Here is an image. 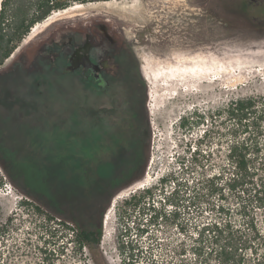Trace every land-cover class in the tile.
<instances>
[{
    "label": "rangeland",
    "instance_id": "1",
    "mask_svg": "<svg viewBox=\"0 0 264 264\" xmlns=\"http://www.w3.org/2000/svg\"><path fill=\"white\" fill-rule=\"evenodd\" d=\"M90 2L22 40L0 66V264H196L197 230L228 218L218 206L235 211L240 199L226 172L221 191L203 181L227 164L224 116L193 127L180 118L264 97V0ZM80 45H91L89 58L102 67L97 80L69 61ZM2 166L23 173L20 186ZM82 169L105 181L101 198L115 187L90 249L71 241L75 221L62 205L85 215ZM172 180L176 205H164L159 190L169 192ZM151 185L158 210L177 208V217L118 219L122 201Z\"/></svg>",
    "mask_w": 264,
    "mask_h": 264
},
{
    "label": "trees",
    "instance_id": "2",
    "mask_svg": "<svg viewBox=\"0 0 264 264\" xmlns=\"http://www.w3.org/2000/svg\"><path fill=\"white\" fill-rule=\"evenodd\" d=\"M90 1L99 0H1L0 66L19 46L36 23L44 20L53 11L64 9L72 3ZM195 114L196 120L187 115L182 116L180 125L186 127L191 124L192 126V122L204 123L209 121V117L212 119V117L224 116L229 136L226 150L227 164L222 171L212 174L213 176L203 181H209L210 192L221 191L222 187L218 186L217 183L226 172L227 176H225L224 182L228 192H234V195L237 196V202L238 199L240 200L235 211L230 208L224 210L223 206L219 205L218 208L221 211H227L225 214L228 218L203 224L197 230L190 248L194 263L264 264V175L260 178L259 176L256 177L264 165V97L248 96L233 99L228 101L224 107L216 109L215 112L208 111L207 115L205 112H195ZM207 131L208 129L205 128L201 136L205 137ZM65 150L67 151L64 147L61 150L64 160L67 155ZM2 167L4 173L10 178V184L16 187L20 186L23 173L22 175L16 174L14 177L8 167ZM17 169L20 172L18 167ZM121 171H123L122 168L114 170L106 180L112 181L116 174H120ZM81 172L86 179L85 190L89 191L85 215L77 217L75 212L69 209V206L63 203L62 205L75 221V226L69 227L67 232L70 234L71 241L76 242L79 249H90L99 245L102 236V215L110 202L111 197L108 194L115 187L107 188L104 197L101 198L105 181L100 183L99 180L94 181V176L100 178L101 175L90 173L87 169H82ZM87 181L89 184H95L93 185L95 188L90 189ZM3 183L2 178H0V187ZM171 183L169 192L164 193L161 189L159 192L162 195H158H160V203L174 206L176 205L174 198L178 194L179 185L174 180ZM156 189L157 186L155 185L136 189L118 207V219L123 221L133 211L148 214L151 221H157L159 218H176L178 215L177 208L165 209L164 206H161V210H158L157 202L154 200L157 196ZM20 203L27 204L28 202L21 200ZM33 209L36 213H42L38 205L33 206ZM233 214L237 218H234ZM141 217L143 218V216ZM47 218L51 219L49 215ZM139 229L144 230V228ZM0 230H4L3 225H0Z\"/></svg>",
    "mask_w": 264,
    "mask_h": 264
},
{
    "label": "flooded vegetation",
    "instance_id": "3",
    "mask_svg": "<svg viewBox=\"0 0 264 264\" xmlns=\"http://www.w3.org/2000/svg\"><path fill=\"white\" fill-rule=\"evenodd\" d=\"M82 47H84V45L76 46L73 49L69 55V61L72 65L79 66L85 77H87L86 71H89L92 74L94 80H97L102 74V67L91 62L89 58V50L91 45H87V51L85 52L83 51Z\"/></svg>",
    "mask_w": 264,
    "mask_h": 264
},
{
    "label": "bare ground",
    "instance_id": "4",
    "mask_svg": "<svg viewBox=\"0 0 264 264\" xmlns=\"http://www.w3.org/2000/svg\"><path fill=\"white\" fill-rule=\"evenodd\" d=\"M1 2V0H0ZM89 3H92V2H86V3H81V2H75L73 4H71L70 6H67L66 8L64 9H60L58 11H53L51 14H49L44 20H42L41 22H38L36 23L34 26L31 27L28 35L23 39V41H26L28 38H30L31 36H33L34 34H36V32H38V30L46 25H48L49 23H51L52 21L56 20V19H59L60 17H65V16H69L70 13H72L73 11H76V10H81V9H85L87 8V5ZM12 55V54H11ZM144 181V179L142 180ZM141 182V181H140ZM143 184L142 182L135 185V186H132L131 189L132 191L135 189V188H138V187H141ZM134 188V189H133ZM118 196H121V195H118ZM112 209V206L111 208ZM107 218V217H106Z\"/></svg>",
    "mask_w": 264,
    "mask_h": 264
},
{
    "label": "water",
    "instance_id": "5",
    "mask_svg": "<svg viewBox=\"0 0 264 264\" xmlns=\"http://www.w3.org/2000/svg\"><path fill=\"white\" fill-rule=\"evenodd\" d=\"M83 51H87V45H84V47H82Z\"/></svg>",
    "mask_w": 264,
    "mask_h": 264
}]
</instances>
